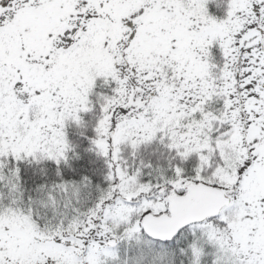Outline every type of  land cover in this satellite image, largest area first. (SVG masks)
<instances>
[{"label":"snow or ice","instance_id":"6c2138e0","mask_svg":"<svg viewBox=\"0 0 264 264\" xmlns=\"http://www.w3.org/2000/svg\"><path fill=\"white\" fill-rule=\"evenodd\" d=\"M0 264H264V0H0Z\"/></svg>","mask_w":264,"mask_h":264}]
</instances>
